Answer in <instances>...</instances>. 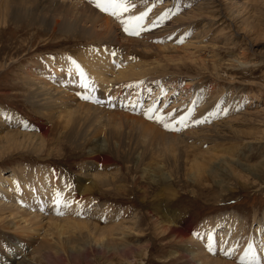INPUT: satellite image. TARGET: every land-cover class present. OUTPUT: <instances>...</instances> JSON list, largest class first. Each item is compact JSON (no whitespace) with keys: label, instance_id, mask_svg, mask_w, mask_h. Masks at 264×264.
<instances>
[{"label":"bare ground","instance_id":"obj_1","mask_svg":"<svg viewBox=\"0 0 264 264\" xmlns=\"http://www.w3.org/2000/svg\"><path fill=\"white\" fill-rule=\"evenodd\" d=\"M188 1L174 0L172 6H164V10L155 8L151 14L152 24L142 26L141 9L146 7V0H0V28L6 29L8 24L20 25L26 22L27 26H37L53 33L58 31L71 34L76 40H80L78 46L58 53L60 57L56 61L50 57L35 55L24 67L22 85L27 89L28 101L36 118H32V129L25 128L22 131L24 127H28L24 125L25 122L23 124L24 119L19 114L4 113L0 108V153L6 149L22 148L33 149L39 153L48 145L68 143L76 146L79 151H86L87 160L80 171V180L76 183L75 190L71 189V184L59 179L53 169L47 172L40 169L36 172L29 171L24 177L14 172L16 177L12 182L13 177L4 176L0 168V229L5 233L4 240L19 241L16 249L12 250L2 244L3 240L0 239L3 245L0 249H6L0 250V256L4 258L7 252L21 255L18 262L13 260L9 264H34L35 260L31 256L39 254V250L35 253L30 242L35 239H40L39 245L57 254V257L61 252L67 257L72 254L75 256L78 249L72 237L77 236V233L80 235L83 230L90 237L96 230H100L103 236L101 238L100 234L102 240H99L104 249L111 247L116 240L125 241L130 233L139 235L140 217L130 223L124 221L121 210L106 203L97 210L93 208L99 204L91 198L98 191H94L98 182L101 187H109V190L113 188L112 191L117 194L122 192L115 185L114 177L107 173H97V169L111 162L112 158L106 156L103 143H107L108 150L114 156L130 161L137 169L151 166L147 167L153 168L147 172H152L151 175H156L161 169L168 170L171 175L166 180L169 182L182 178L200 185L207 175L205 165L218 167L226 154L229 161L232 159L230 155L234 153L229 150L226 153L223 151L221 157L209 151L213 145L226 140L222 133L226 130L224 121L202 125L199 122L203 119L212 123L217 119L223 120L236 115L237 103H233V98L227 99L215 94L206 95L205 100L197 97L198 107L192 105L187 110L177 109L176 105L166 108L163 104L158 107L154 100H149V107H142L138 105L139 101L143 100L144 95H148V91H165L162 86L157 87L156 83L151 82L153 75L152 79H144L152 74L153 69L156 70L153 65L161 67L162 61H174L170 57H161L158 61L159 58L155 56V62L148 60L134 64L126 61L120 65L135 50H140L144 58L154 59L148 51L156 55L166 49L159 43L173 40L178 42L193 29L199 28L197 26L200 19L197 23L188 16L193 8L206 10L207 4L202 0L195 7L197 0ZM181 4H187L192 9L180 16L178 8H181ZM155 24L159 25V29L154 32ZM205 24L203 29L207 31ZM199 34L200 29L194 37ZM82 47L85 49L81 51ZM116 63L121 67H115ZM169 66L171 67L170 64ZM153 74L156 75L154 71ZM158 76L160 75L154 77ZM185 85L184 89H193L191 83ZM130 94L132 96L129 97ZM133 96H136L135 101L129 102ZM229 143L231 142L228 141L227 144ZM156 146L158 150L161 149V153L155 152ZM219 147L217 145L216 149ZM150 162L156 164L157 169ZM41 168L49 169L45 166ZM18 179L21 180L17 182ZM147 197L144 196V199ZM153 197L155 203L153 202L152 210L159 216L160 232L170 235L173 242L183 248L181 257L188 264H235L229 260L221 261L223 257L218 260L216 257L220 254L227 258L242 259L244 263L258 260L260 264H264V235L261 236L264 234V215L258 221L251 240L242 239L243 222L237 215L229 218L227 215L222 218L218 216L209 223L204 222L190 235L186 233L187 228L178 222L180 218L177 219L176 213L169 207L171 198L157 193ZM102 221L108 224L106 228L101 227ZM70 227L71 236L67 230ZM51 228L56 229L57 237L51 234L52 231L50 233ZM222 229H225L223 234L220 233ZM94 241L96 242L95 239ZM30 249L32 252H29ZM8 262L5 258L4 263L0 260V264Z\"/></svg>","mask_w":264,"mask_h":264},{"label":"rangeland","instance_id":"obj_2","mask_svg":"<svg viewBox=\"0 0 264 264\" xmlns=\"http://www.w3.org/2000/svg\"><path fill=\"white\" fill-rule=\"evenodd\" d=\"M146 1V9H141L143 14L140 16L142 17V26L152 24L151 14L155 8L158 10L163 9L164 6L171 7L174 2V0ZM187 2L189 1L187 0ZM200 2L202 0H197L195 7ZM203 2L205 5L207 4L206 10L199 11L195 10L197 8H193L190 16H188L193 22L200 19L197 26L199 28L193 29L186 34L183 40L178 42L173 40L175 43H172L173 41L159 43L162 44L161 47H166V49L156 55L152 51H148L154 59L144 58L141 56L140 50H135L129 54L128 60L123 59L120 65L126 61L134 62V64L148 60L155 62L161 60V57H165V59L170 57L175 62L162 61L161 67L153 65L156 68V70L153 69L154 73L160 76L154 77L156 75L152 71V74L144 79L153 78L151 82L156 83L157 87L162 86L165 91L161 93L159 90H152L148 91L147 96L143 94L144 98L138 104L142 107H149L151 105L149 100H154L155 106L158 107L163 104L166 108L176 105L177 109L187 110V108H192V105L197 106V97L198 99L203 97L202 100H205L209 94H215L218 97L233 98V103H237L235 110L238 112L236 115L229 116L230 118L226 117L223 120L217 119L216 122L212 123L203 119L199 122L202 125L205 123L217 124L224 121L226 130L222 133L225 135L226 142H218L217 145L220 147L216 149L217 145H213L209 151L219 157L223 156V151L225 153L230 151L234 153L230 155L232 159L229 161L227 159L228 154H226L225 159L218 163V167L212 164L205 165L207 175L202 179L200 185L182 178L169 182L166 180V177L171 175L168 170L161 169L156 175H151L152 172L151 174L147 173L153 170V168L147 169L151 166L142 167L145 171L142 168L137 169L130 161L114 156L108 150L107 143H103L102 148L105 149L106 156L112 158L111 162L100 166L97 173H107V175L114 177L115 185L122 192L117 194L112 191L113 188L112 190L105 186L102 188L98 182L97 189L94 190L98 191L93 193L91 198L99 204L94 205L93 208L97 210L98 207L106 203L119 211L121 210L124 213V221L130 223H134L137 220L136 217H140L138 219L141 223L138 228V230L140 229L139 235L130 233L125 241L118 242L116 240L117 242H113V245L109 247L110 249L108 247L104 249L100 243L103 236L100 230H96L99 234L94 230V237L91 234V237L98 244H95L94 239L88 235L86 230H83L80 235L77 233V236L72 237L78 249L75 256L72 254L67 255V257L62 252L57 257V254L47 251L44 246L39 245L40 239H35L30 242L35 253L39 250V254L34 257L31 256L35 260L33 261L34 264H46V262L47 264H188L181 257L183 248L173 242L174 240L170 235H164L160 232L159 216L152 210L155 203L154 193L165 194L171 198L169 207L173 213H176V218H180L178 222L187 228L186 233L190 235L199 229L204 222L209 223L218 216L222 218L223 215H227L229 218L237 215L239 220L243 222L244 235L242 239L245 241L254 237L253 233L257 228L258 221L262 220L264 215V0H204ZM180 7L178 8L180 16L191 8L187 4H181ZM218 11L221 12V15ZM25 23L20 25L8 24L6 29L0 28V108L4 113L19 114V117L24 119L23 124L25 122L24 125L28 127H24L22 131H25V128L32 129V122L34 123L36 118L28 101L27 89L22 85L24 67L35 58V55H43V57H50L56 61L60 57L58 53L66 50V48H74L80 42L71 34L58 31L53 33L51 30L44 28L42 30L37 26H27ZM204 23H206L207 31L203 29ZM158 29L159 25L155 24L153 31ZM199 29V36L194 37ZM84 49L85 47H82L81 51ZM135 52L137 54H134ZM155 56L159 59L155 60ZM193 56L195 57L193 58ZM120 65L116 63L115 67L119 68ZM188 83H191L192 90L184 89L185 84ZM189 94L191 95L188 96ZM135 98L136 96L131 97L129 102H134ZM163 100L167 102L165 103ZM228 128L231 129L228 130ZM228 141L231 143L227 144ZM156 147H154L155 152L161 153L159 152L161 149L158 150ZM80 151L76 146L68 143L48 145L39 151L40 154L33 149H6L0 153V168L3 170L4 176L13 177L12 182L15 181L16 177L14 172L18 176L24 177L29 171L36 172L40 169L47 172L53 169L57 172L59 179L71 184V189L75 190L76 183L80 180V171L87 162L86 151ZM150 164L154 167L156 165L151 162ZM43 166L49 169L41 168ZM155 169L157 168L155 167ZM166 172L167 174H165ZM147 175L149 177H146ZM20 180L18 179L17 182ZM144 196H148L147 199H144ZM46 206L48 207L47 204ZM100 225L104 228L108 226L105 221H102ZM70 229L71 227L67 229L68 232H71ZM55 231V228H51L50 233L57 237ZM224 231L225 229H222L220 233L223 234ZM5 237V233L0 229L2 244L7 245L8 249H16L18 239L11 242L4 240ZM106 238L107 236L104 241ZM91 240L94 243H91ZM20 243L22 244L21 241ZM81 243L82 245H80ZM1 246L3 245L0 243V248ZM32 249L29 252H32ZM0 250L6 251L4 248ZM44 256L46 258H43ZM4 258L5 261H9L6 264H9L13 260L18 262L21 255L7 252ZM4 258L0 256L2 263H4ZM216 258L218 260L223 259L221 261H233L235 264H260L258 260L244 263L242 259L227 258L222 254ZM221 263L223 264V262Z\"/></svg>","mask_w":264,"mask_h":264}]
</instances>
